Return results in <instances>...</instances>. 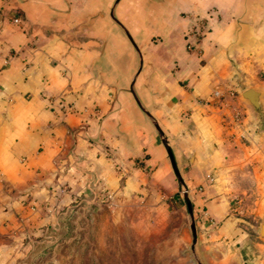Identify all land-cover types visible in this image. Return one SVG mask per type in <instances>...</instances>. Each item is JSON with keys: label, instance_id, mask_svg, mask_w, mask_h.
<instances>
[{"label": "crops", "instance_id": "crops-1", "mask_svg": "<svg viewBox=\"0 0 264 264\" xmlns=\"http://www.w3.org/2000/svg\"><path fill=\"white\" fill-rule=\"evenodd\" d=\"M113 1L0 0V264H68L67 222L89 211L163 228L188 217L182 188L201 257L264 264L259 236L239 261L230 208L261 182L264 0H119L136 75Z\"/></svg>", "mask_w": 264, "mask_h": 264}, {"label": "rangeland", "instance_id": "rangeland-1", "mask_svg": "<svg viewBox=\"0 0 264 264\" xmlns=\"http://www.w3.org/2000/svg\"><path fill=\"white\" fill-rule=\"evenodd\" d=\"M262 119L259 118L260 121ZM259 137L255 140L259 150L254 162L261 181L259 187L256 191L252 189V196L247 200L233 199L230 205L231 210L239 213L242 225L240 240L237 241L241 245L239 261L247 258L242 251L258 240L256 236L264 237L257 231L258 226L264 223V137ZM190 208L192 213L191 205ZM101 215L89 211L67 222L68 230L60 245V253L68 257V264H222L218 263L222 260L218 249L205 251L207 258L193 249L189 215L182 219L173 218L160 229L147 223L132 224L131 219L117 227L106 223ZM231 247L233 245L228 249L233 253ZM199 250L203 255L204 249Z\"/></svg>", "mask_w": 264, "mask_h": 264}, {"label": "water", "instance_id": "water-1", "mask_svg": "<svg viewBox=\"0 0 264 264\" xmlns=\"http://www.w3.org/2000/svg\"><path fill=\"white\" fill-rule=\"evenodd\" d=\"M118 1L119 0H114L113 1L112 5L110 7V10H109V18L111 19L112 22H114L120 28V30L126 36L127 40L129 41V43L131 44L132 48L135 50V52L137 54L138 65H137V70L135 72V75H136L139 72V69H140L141 58H140V55H139V52H138L137 48L135 47V45H134L133 41L131 40L130 36L128 35L127 31L115 20V18L113 16V10H114L115 5L117 4ZM130 92L133 95L132 90H130ZM262 96H263V92H261L259 90H256V89H247L244 92H242L240 94V96H239V99L242 102H244L252 110L253 114L258 119L261 118V116H262V111H261V99H262ZM136 103H137V101H136ZM146 116H148V115L146 114ZM153 126H154L156 132L158 133V135L161 138V142H162V145H163V147L165 149V152L167 154V157H168V160L170 162L172 171H173L176 179L178 180V182L181 184V180H180L179 174H178V172H177V170L175 168V165H174V162H173V159H172V156H171V152H170V150H169V148H168V146L166 144V141L163 138V136H162L160 130L158 129V127L155 124H153ZM182 192H183V194H182L183 200L185 202V205H186V208H187V211H188V215H189V218H190L191 246H192L194 244V242H195V231H194V227H193L192 213H191V208H190L189 201L187 199V196L185 194V190L183 188H182ZM259 234H260V236H264V223H262L260 225V227H259Z\"/></svg>", "mask_w": 264, "mask_h": 264}, {"label": "built area", "instance_id": "built-area-1", "mask_svg": "<svg viewBox=\"0 0 264 264\" xmlns=\"http://www.w3.org/2000/svg\"><path fill=\"white\" fill-rule=\"evenodd\" d=\"M14 23H17V20L14 19L13 20ZM205 26L203 23H200L198 28L193 32V35H195L196 38L200 37L203 32H204ZM189 48V47H188ZM215 96H217V93H214ZM181 194H183V192L181 191ZM106 198V200H109L110 196L109 195H105L104 196Z\"/></svg>", "mask_w": 264, "mask_h": 264}]
</instances>
